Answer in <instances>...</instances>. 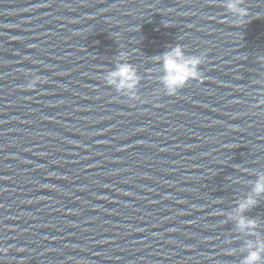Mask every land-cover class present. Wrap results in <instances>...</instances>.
<instances>
[{"label":"water","instance_id":"water-1","mask_svg":"<svg viewBox=\"0 0 264 264\" xmlns=\"http://www.w3.org/2000/svg\"><path fill=\"white\" fill-rule=\"evenodd\" d=\"M225 3L0 0V264H240L255 237L227 214L264 174V0L242 23ZM176 44L206 61L169 97L154 57ZM121 53L136 101L103 80Z\"/></svg>","mask_w":264,"mask_h":264},{"label":"clouds","instance_id":"clouds-1","mask_svg":"<svg viewBox=\"0 0 264 264\" xmlns=\"http://www.w3.org/2000/svg\"><path fill=\"white\" fill-rule=\"evenodd\" d=\"M242 4L243 0H226L224 4L227 12L237 18L235 23H242L248 15ZM154 61L160 65L162 72L158 83L162 85L163 93L172 97L176 96L191 81L203 79L200 66L206 61V53L186 55L185 47L176 44L163 54L154 57ZM42 79V77L34 75V78L27 83L26 89H35L38 83L41 84ZM103 80L119 95L133 101L140 98L137 94L140 77L137 69L127 62L124 53H121L114 69L109 71ZM261 195H264V174L257 177L252 187V194L239 202L234 213L227 214V219L235 222L238 232L255 237V239L244 241L243 247L240 249L242 254L240 264H264V239L260 238L257 232L259 223L256 219L245 215L246 212L257 206L259 201L256 197Z\"/></svg>","mask_w":264,"mask_h":264}]
</instances>
